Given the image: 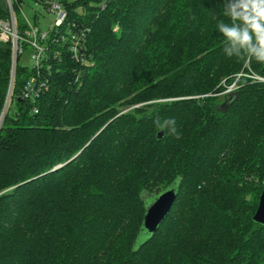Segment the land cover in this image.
Here are the masks:
<instances>
[{
    "label": "trees",
    "instance_id": "1",
    "mask_svg": "<svg viewBox=\"0 0 264 264\" xmlns=\"http://www.w3.org/2000/svg\"><path fill=\"white\" fill-rule=\"evenodd\" d=\"M223 3L66 2L89 28L82 60L54 61L34 103L18 65L0 127V264H264V81L251 77L264 63L224 54ZM11 66L0 42V114ZM157 116L181 138L158 139ZM171 185L177 200L137 247L146 201Z\"/></svg>",
    "mask_w": 264,
    "mask_h": 264
},
{
    "label": "built area",
    "instance_id": "2",
    "mask_svg": "<svg viewBox=\"0 0 264 264\" xmlns=\"http://www.w3.org/2000/svg\"><path fill=\"white\" fill-rule=\"evenodd\" d=\"M4 2L6 15L0 17V42L11 46L13 71L2 117H5L9 109L15 70L26 47L30 50L28 59L31 64L27 67L30 76L25 81L20 97L34 103L46 88V76L50 74L54 61H60L64 54H69L77 61L82 60L81 52L89 32L86 25L70 19L66 7L67 0H4ZM24 6L33 13L31 18L23 13ZM17 14H20L23 20H20ZM41 21H44L45 27H42ZM232 91L230 89L228 92Z\"/></svg>",
    "mask_w": 264,
    "mask_h": 264
},
{
    "label": "clouds",
    "instance_id": "3",
    "mask_svg": "<svg viewBox=\"0 0 264 264\" xmlns=\"http://www.w3.org/2000/svg\"><path fill=\"white\" fill-rule=\"evenodd\" d=\"M221 14L228 20L216 25L224 38V54L238 60L254 59L264 63V0H224ZM153 124L158 133L177 140L181 138L175 118L157 116Z\"/></svg>",
    "mask_w": 264,
    "mask_h": 264
},
{
    "label": "water",
    "instance_id": "4",
    "mask_svg": "<svg viewBox=\"0 0 264 264\" xmlns=\"http://www.w3.org/2000/svg\"><path fill=\"white\" fill-rule=\"evenodd\" d=\"M229 98H231V96L227 97L226 100H228ZM2 115L3 114L1 113L0 121L3 120ZM163 135L164 133L162 132L158 133L157 138L161 139ZM178 194V185H171L167 189L161 191L159 194L153 196L149 201H146L141 232L136 241L137 247L145 244L157 232L161 224L164 222L165 218L168 216L175 201L177 200ZM252 220L257 224L264 226V183L259 203L252 217Z\"/></svg>",
    "mask_w": 264,
    "mask_h": 264
},
{
    "label": "rangeland",
    "instance_id": "5",
    "mask_svg": "<svg viewBox=\"0 0 264 264\" xmlns=\"http://www.w3.org/2000/svg\"><path fill=\"white\" fill-rule=\"evenodd\" d=\"M67 1H68V2H73V1H76V0H67ZM90 5L93 6V5H95V3H94V2H90ZM41 12L44 13L43 11H41ZM23 13L25 14L26 17H29V18H31L32 15H33V13L31 12V10H30L27 6H24V7H23ZM44 14H45V13H44ZM17 16H18V18H19L20 20H23V18H22V16H21L20 14H17ZM42 20H43V19H42ZM40 23H41L42 27L45 25L44 21H41ZM44 27H45V26H44ZM29 51H30V50L26 47V48H25V53L19 58V63H18L19 67H21V68H23L24 66H26V67H30L31 62H30V60L28 59ZM12 71H13V70L11 69V76H12ZM15 72H16V70H15ZM11 76H10V78H11ZM25 76H26V73H25V72H22V73L20 74V76H19V80H20V79H24ZM241 76L249 77L250 75H248V74H244V73H240V74H238V75H237V78H236V81L233 82V83H231V84H227V85H225V89H224L223 91H221L220 93H218L217 95H220V96H225V95H226V98L229 97V96H231L232 93H229L228 91H229L230 89L233 90L232 92H235V91L237 90V84H236V82H237V80H238ZM251 77L254 78V79L260 80V81H264V78H261V77H259V76L252 75ZM227 95H229V96H227ZM225 101H226V100H225ZM225 101H224V103H225ZM12 112H16V106H15V104H14L13 101H12L11 104H10V110H9V113H10V114H12ZM1 113H2V111H1ZM0 117H1V114H0ZM2 118L4 119V117H2ZM2 121H3V120H2ZM2 121H0V122H1V123H0V126H1V124H2Z\"/></svg>",
    "mask_w": 264,
    "mask_h": 264
}]
</instances>
